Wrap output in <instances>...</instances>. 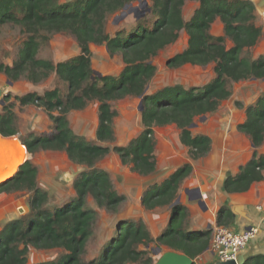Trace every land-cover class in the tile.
I'll list each match as a JSON object with an SVG mask.
<instances>
[{"label":"trees","instance_id":"1","mask_svg":"<svg viewBox=\"0 0 264 264\" xmlns=\"http://www.w3.org/2000/svg\"><path fill=\"white\" fill-rule=\"evenodd\" d=\"M141 1L0 0V32L12 27L23 36L21 43L6 52L11 62L0 59V73L13 81L24 78L33 83L54 74L67 84L66 92L56 86L43 93L31 91L13 96L21 107L42 108L53 123V132L22 136L15 103L10 101L9 94L1 104L0 133L17 135L30 155L38 151H61L71 162L83 166L73 181L74 193L53 207L49 192L39 186V170L31 158L1 184L0 192L30 193L31 215L11 219L1 227L0 264H28L32 247L63 251L55 258L33 264H152L153 243L194 260L210 247L211 228L188 230L187 207L174 203L181 184L193 170L190 163H185L162 182L150 184L142 197L146 209L171 207L168 224L157 237L151 235L142 220L123 219L98 255L85 257L98 218L97 210L87 202L88 197L108 211H117L126 200L124 194L115 190L109 173L98 166L101 159L113 150L139 175L155 173V127L169 124L180 130V142L188 148L191 159L206 156L212 149V139L193 134L190 125L194 118L217 110L229 99L232 82L264 79V53L255 58L247 54L263 32L256 23V8L251 0H147L150 10L136 18L132 26L113 34L106 30L109 16ZM188 2L198 5L185 18L184 7ZM217 20L223 25L222 34L218 35L211 32ZM182 31L188 36L187 45L170 57L167 64L180 67L214 63V77L202 86L165 85L146 93L157 70L152 59L175 43ZM55 34L72 36L79 54L58 62L42 56L43 44ZM92 44H104L110 55H121L124 65L118 74L94 75ZM125 97L141 98L143 129L128 144L111 147L107 144L115 141L114 120L118 115L112 102ZM93 101L98 103L97 141L77 135L68 118L71 111L84 109ZM245 113L246 118L238 129L250 137L254 150L235 175L225 177L222 188L227 192H245L254 182L264 181V155L258 153L264 142V92L245 107ZM234 220L230 207L221 206L216 223L230 226ZM243 264H264V255L247 257Z\"/></svg>","mask_w":264,"mask_h":264},{"label":"rangeland","instance_id":"2","mask_svg":"<svg viewBox=\"0 0 264 264\" xmlns=\"http://www.w3.org/2000/svg\"><path fill=\"white\" fill-rule=\"evenodd\" d=\"M141 2H135L122 10L126 12L123 19H119L122 11L109 16L106 30L113 34L121 28L132 26L136 18L146 8ZM196 7L197 3L188 2L184 7L185 18H188ZM256 23L262 27L263 32L259 42L247 51V54L253 58L264 53V13L259 10H256ZM222 30L223 25L220 21H216L212 25V33L222 34ZM22 39L23 36L16 29L4 28L0 32V59L10 63L11 59L7 57L6 52L11 51L15 44L21 43ZM187 40L186 32L182 31L175 43L159 51L158 55L152 59L157 70L146 93H152L165 85L202 86L214 77V63L207 65L185 64L180 67H171L167 64L170 57L186 47ZM227 45L230 46L231 42H228ZM91 50L94 75H116L123 68L121 55H110L104 44H92ZM79 52L75 39L68 34L53 35L41 49V55L54 62L76 56ZM56 86L64 92L67 90V84L54 74L40 83H33L24 78L13 81L0 73V88L3 89V98L11 94L10 101L15 103L17 126L22 136L27 137L31 132L49 134L54 130L53 123L42 108L34 105L21 107L13 96L31 91L43 93ZM231 90V97L224 100L217 110L196 116L190 125L193 134L211 137L212 149L206 156L196 160L191 159L188 148L180 142V130L175 124H169L155 127V154L158 162V169L155 173L147 176L139 175L131 170V164L123 163L120 156L113 150L99 161L98 166L109 173L115 190L124 194L126 200L117 211H108L104 207H99L91 196L88 197L87 202L97 210L98 218L95 223L94 236L88 243L86 258L98 255L102 245L115 234L116 224L120 220L127 219L133 222L142 220L145 224H149L148 227L151 231L157 230V227L162 224H168L171 214L170 205L146 209L142 205V197L150 184L162 182L169 172L185 163H190L193 170L188 179L195 183L198 179H201L203 183L205 180L213 182L218 176L224 178L237 173L239 165L246 163L252 157L254 148L251 145L250 137L241 132L238 126L246 118L245 107L254 103L264 92V79L232 82ZM140 104V97H125L112 102L113 108L118 113L114 120L115 141L107 145L111 147L126 145L132 138L138 136L143 129ZM1 107L0 104V109ZM68 118L72 130L77 135L83 136L89 141H97V102H91L84 109L71 111ZM258 153L264 155V142L258 148ZM29 157L38 167L39 186L49 192L52 207L67 201L69 196L74 193L73 181L83 166L71 162L67 155L61 151H38L34 155L27 156V158ZM184 184L181 185V201L184 200L182 198L185 195ZM29 194L26 190L0 192V226L11 219H25L31 215L28 206ZM208 228H211L212 236L213 226L210 225ZM151 247V255L158 258L159 254H155L158 245L153 243ZM160 247L162 251L168 250L164 245H160ZM62 252L58 248L41 250L32 247L28 253V264L55 258Z\"/></svg>","mask_w":264,"mask_h":264},{"label":"crops","instance_id":"3","mask_svg":"<svg viewBox=\"0 0 264 264\" xmlns=\"http://www.w3.org/2000/svg\"><path fill=\"white\" fill-rule=\"evenodd\" d=\"M173 171L169 172L165 178ZM189 176L183 181L182 184H184ZM224 179L225 177L223 178L218 176L213 180V182L205 180L204 183L201 182V179H198L199 181L197 180L196 183L193 180L188 179L186 184H184L183 191L185 195L184 198H182L184 199L182 201L180 187L178 197L180 198V203L187 207L188 212L186 219L187 229L191 231H198L205 229V227L208 228L210 225L214 226L217 224L216 217L218 210L221 206L227 205L235 214V220L229 227L236 231H242L251 226H257L259 228L257 235L247 245L245 250L242 252V255H244L245 258L264 255V181L254 182L245 192H227L222 188ZM196 188L200 190L202 194V200L205 202L206 207L200 206L198 201L193 199L195 198V195L192 194L196 193ZM146 225L147 227L149 226V224ZM166 225L167 224H162V226H158L157 230H154L153 227L154 231H151L150 227H148V229L150 230L153 237H157L165 229ZM2 226L3 225L0 226V229ZM152 257H154V260L157 259L155 255H152ZM194 261L197 264H215L219 260L211 252V250L207 249L198 255Z\"/></svg>","mask_w":264,"mask_h":264},{"label":"water","instance_id":"4","mask_svg":"<svg viewBox=\"0 0 264 264\" xmlns=\"http://www.w3.org/2000/svg\"><path fill=\"white\" fill-rule=\"evenodd\" d=\"M251 1L254 3L256 10H259L260 12L264 13V0H251ZM141 3L143 4L144 7H146L144 8L142 14L140 15L143 16L145 15L146 11L150 10V8L148 7L147 0H142ZM126 8L127 6L124 9ZM125 16H126V12L122 11L121 15L119 16V19H123ZM140 16H138L137 18H139ZM3 103H4L3 89L0 88V104ZM142 108L143 107L141 100V104L139 106L140 111L142 110ZM17 144L24 147L27 155H30L27 146L19 139L17 135L4 136L0 133V158L9 161V164L3 166L2 169H0L1 171L0 175L4 174L11 167L12 163H14L15 160L18 158L17 156L18 153L16 150V147L18 146ZM29 158H26L25 161ZM25 161L19 165L17 171L12 176L1 182L0 186L2 183L13 177L19 171L20 167L25 163ZM195 192H196L194 196L195 198L193 199L197 200L200 206L206 207L205 202L202 200V194L200 190L196 188ZM177 202H180L179 197L176 199V202L174 203ZM155 254H159V257L152 264H194V260L188 255L171 249L162 251V248L160 246L156 248ZM245 259H246L245 256L241 254L237 262L234 260L217 261L215 264H243Z\"/></svg>","mask_w":264,"mask_h":264},{"label":"built area","instance_id":"5","mask_svg":"<svg viewBox=\"0 0 264 264\" xmlns=\"http://www.w3.org/2000/svg\"><path fill=\"white\" fill-rule=\"evenodd\" d=\"M258 230L257 226H251L242 231H236L229 226L215 224L208 249L219 261L237 262L247 245L257 235Z\"/></svg>","mask_w":264,"mask_h":264},{"label":"bare ground","instance_id":"6","mask_svg":"<svg viewBox=\"0 0 264 264\" xmlns=\"http://www.w3.org/2000/svg\"><path fill=\"white\" fill-rule=\"evenodd\" d=\"M16 150L18 153L17 154L18 158L15 160L14 163H12L11 167L4 174L0 175V183L6 180L7 178H9L10 176H12L17 171L19 165L23 163L28 156L24 147L18 145L16 147ZM7 164H9L8 160H4L0 158V169H2V167L6 166Z\"/></svg>","mask_w":264,"mask_h":264}]
</instances>
